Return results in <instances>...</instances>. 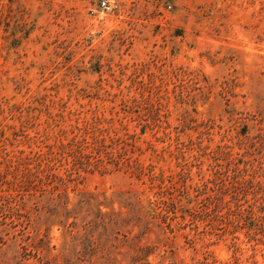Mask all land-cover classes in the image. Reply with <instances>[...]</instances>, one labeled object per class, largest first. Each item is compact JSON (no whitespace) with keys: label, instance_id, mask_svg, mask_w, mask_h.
I'll return each mask as SVG.
<instances>
[{"label":"rangeland","instance_id":"obj_1","mask_svg":"<svg viewBox=\"0 0 264 264\" xmlns=\"http://www.w3.org/2000/svg\"><path fill=\"white\" fill-rule=\"evenodd\" d=\"M0 0V264H264V0Z\"/></svg>","mask_w":264,"mask_h":264},{"label":"built area","instance_id":"obj_2","mask_svg":"<svg viewBox=\"0 0 264 264\" xmlns=\"http://www.w3.org/2000/svg\"><path fill=\"white\" fill-rule=\"evenodd\" d=\"M116 0H98L97 8L101 13H107L113 10Z\"/></svg>","mask_w":264,"mask_h":264}]
</instances>
